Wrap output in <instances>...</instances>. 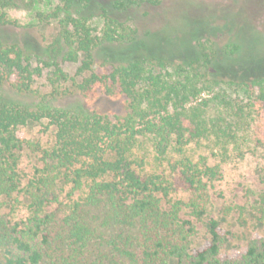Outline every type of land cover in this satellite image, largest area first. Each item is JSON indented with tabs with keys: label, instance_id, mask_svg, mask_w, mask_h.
Wrapping results in <instances>:
<instances>
[{
	"label": "trees",
	"instance_id": "1",
	"mask_svg": "<svg viewBox=\"0 0 264 264\" xmlns=\"http://www.w3.org/2000/svg\"><path fill=\"white\" fill-rule=\"evenodd\" d=\"M72 1L61 0L56 42L65 49L63 61L80 63L76 89L87 103L100 96L122 100L126 114L111 120L97 109L0 96V264H264L262 237L251 238L242 252H224L221 223L207 215L224 158L209 164L190 148L213 142L224 156L230 149L240 155L251 124L264 122V78L232 82L233 95L202 99L218 84L209 77L213 57L207 52L173 65L154 56L105 59L108 67L96 69L104 44L135 39L107 16L101 36L93 35L85 18L72 17ZM45 69L52 87L69 80L54 60L0 41V86L26 93ZM211 104L214 117L207 113ZM37 126L51 131L50 146L21 135ZM27 152L38 161L23 183L20 164ZM65 187L68 203L59 200ZM16 193H22L27 216L12 221L2 210ZM201 228L205 243L196 246Z\"/></svg>",
	"mask_w": 264,
	"mask_h": 264
},
{
	"label": "rangeland",
	"instance_id": "2",
	"mask_svg": "<svg viewBox=\"0 0 264 264\" xmlns=\"http://www.w3.org/2000/svg\"><path fill=\"white\" fill-rule=\"evenodd\" d=\"M61 7V0H0V41L18 44L41 59L54 60L69 78L52 87L47 80L49 70L45 69L28 92L17 93L2 85L0 96L27 105L45 100L67 110L97 109L111 120L124 116L126 106L122 100L100 96L87 103L78 93L75 84L79 80L76 72L80 63L63 61L65 49L56 42L59 21L64 17L59 11ZM70 11L73 18L86 19L93 35L101 36L107 16L124 24L135 39L128 44H104L97 53L96 69L108 67L105 59L121 62L154 56L173 65L207 52L213 57L209 77L218 84L211 93H204L202 99L223 91L233 95L235 87H229L232 82L264 78V0H160L158 4L141 0H89L84 4V0H73ZM52 44L56 47L54 53L49 48ZM207 113L216 116L212 104ZM21 135L43 148L52 141L51 131L43 126L25 128ZM190 148L196 157L207 156L209 164L224 158L222 177L209 190L207 212L209 217L220 221L221 234L228 239L224 252H242L251 238H264V122L256 120L251 124L240 155L230 149L229 156H224L213 142H201ZM37 161L32 152L22 156L23 183L31 177ZM69 189L65 187L59 192L62 203L69 202ZM78 197L76 193L72 200ZM2 213L12 221L26 218L27 204L22 193L7 201ZM199 231L194 239L196 246L205 243V229Z\"/></svg>",
	"mask_w": 264,
	"mask_h": 264
}]
</instances>
